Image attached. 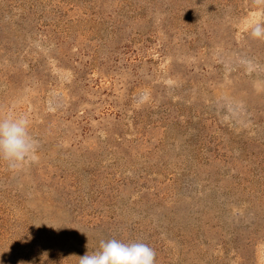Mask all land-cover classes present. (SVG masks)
I'll return each mask as SVG.
<instances>
[{
  "label": "rangeland",
  "instance_id": "374dc122",
  "mask_svg": "<svg viewBox=\"0 0 264 264\" xmlns=\"http://www.w3.org/2000/svg\"><path fill=\"white\" fill-rule=\"evenodd\" d=\"M257 24L264 0H0V118L27 116L38 157L0 160V264L109 239L264 264Z\"/></svg>",
  "mask_w": 264,
  "mask_h": 264
},
{
  "label": "clouds",
  "instance_id": "9594fccd",
  "mask_svg": "<svg viewBox=\"0 0 264 264\" xmlns=\"http://www.w3.org/2000/svg\"><path fill=\"white\" fill-rule=\"evenodd\" d=\"M251 35L253 38L264 36V25L257 24ZM29 124L30 121L25 115L0 118V160L5 161L10 170H17L27 162L38 160L35 154L36 142L29 132ZM36 226L39 227L40 223ZM48 226L59 230L61 225ZM81 232L87 236L85 232ZM78 264H155V251L140 242L101 240L99 248L81 256Z\"/></svg>",
  "mask_w": 264,
  "mask_h": 264
}]
</instances>
